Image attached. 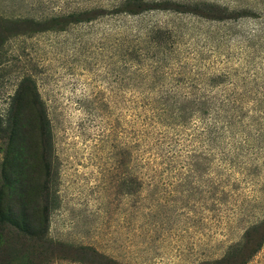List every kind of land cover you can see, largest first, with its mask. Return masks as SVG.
Returning <instances> with one entry per match:
<instances>
[{
	"label": "rangeland",
	"instance_id": "rangeland-1",
	"mask_svg": "<svg viewBox=\"0 0 264 264\" xmlns=\"http://www.w3.org/2000/svg\"><path fill=\"white\" fill-rule=\"evenodd\" d=\"M187 1L0 0V264H264V15Z\"/></svg>",
	"mask_w": 264,
	"mask_h": 264
},
{
	"label": "trees",
	"instance_id": "trees-1",
	"mask_svg": "<svg viewBox=\"0 0 264 264\" xmlns=\"http://www.w3.org/2000/svg\"><path fill=\"white\" fill-rule=\"evenodd\" d=\"M142 1L144 0H121V2L111 8L115 11V7L119 6H126V5H140L142 4ZM154 3L162 4H174L175 6H178L180 2L183 3H190V1L184 0V1H178V0H153ZM224 2H242V0H219ZM135 3V4H134ZM181 3L180 5H184ZM247 4L251 5L256 10V15H254L257 18H261L264 15V0H247ZM200 4V3H198ZM196 6V5H194ZM203 6H209L208 3L203 2ZM164 8V7H162ZM167 8V7H165ZM170 7H168L169 9ZM96 12L100 15H105L106 8L100 6L96 8ZM82 13L85 14V11ZM223 94H182V95H176V94H163V95H157L153 102L158 101L154 108H158L161 110V112L168 111L166 109V106L168 105V101H171V105H174V108H176L178 111H186L182 107V103L185 104H191L195 107V111H199L202 113V115H199V120L201 122L202 128L206 131L209 140L212 142H217L218 138L223 136V134L228 132V129L236 126V123H238L239 114L238 111V99L240 96H238L237 93L230 92H222ZM180 105V106H179ZM203 114H206L207 116L204 117ZM155 113L153 114V116ZM160 115V113L158 114ZM167 119L171 118V120H183L184 115L178 112H173L171 116H166Z\"/></svg>",
	"mask_w": 264,
	"mask_h": 264
}]
</instances>
